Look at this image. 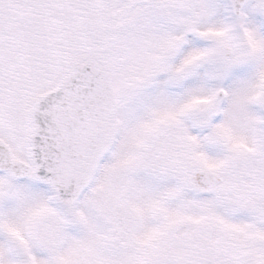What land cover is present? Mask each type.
I'll use <instances>...</instances> for the list:
<instances>
[{"label":"snow or ice","instance_id":"6c2138e0","mask_svg":"<svg viewBox=\"0 0 264 264\" xmlns=\"http://www.w3.org/2000/svg\"><path fill=\"white\" fill-rule=\"evenodd\" d=\"M0 264H264V0H0Z\"/></svg>","mask_w":264,"mask_h":264}]
</instances>
